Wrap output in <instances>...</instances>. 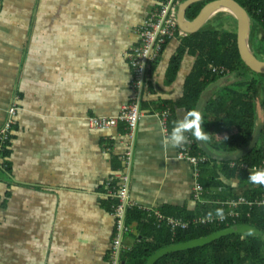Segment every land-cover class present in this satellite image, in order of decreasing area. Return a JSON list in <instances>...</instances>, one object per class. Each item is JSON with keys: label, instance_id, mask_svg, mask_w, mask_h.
I'll return each instance as SVG.
<instances>
[{"label": "crops", "instance_id": "1", "mask_svg": "<svg viewBox=\"0 0 264 264\" xmlns=\"http://www.w3.org/2000/svg\"><path fill=\"white\" fill-rule=\"evenodd\" d=\"M155 6V0H0V128L16 107L1 158L0 264H111L118 199L110 194L124 187L125 217L132 209L197 212L194 168L179 156L194 144L189 131L196 141L195 108L189 122L186 108L172 107L183 96L182 77L169 83L164 55L133 89L126 59ZM229 78L216 87L228 86ZM134 96L140 111L134 130L122 122L91 125L92 117L117 116ZM161 101L171 106L161 110ZM205 102L206 95L199 130L211 150L214 138L201 127ZM140 234L123 233L124 246L130 250Z\"/></svg>", "mask_w": 264, "mask_h": 264}, {"label": "trees", "instance_id": "2", "mask_svg": "<svg viewBox=\"0 0 264 264\" xmlns=\"http://www.w3.org/2000/svg\"><path fill=\"white\" fill-rule=\"evenodd\" d=\"M215 1L219 0H205L191 5L186 10V19L194 20L208 4ZM232 1L243 7L253 21L251 43L256 47L259 41L264 42V0ZM227 17L231 19L232 25L233 23L236 25L235 19ZM220 20L222 19L206 25L194 34H186L183 37L176 35L166 40L157 60L151 66L159 62L164 55H169L166 77L169 83H173L181 75L184 85L183 96L172 103V107L186 108L191 114L187 120L189 122L204 90L222 78L230 77L228 86L215 87L213 91L205 94L201 127L202 133L214 138L210 146L212 151L228 154L246 146L251 140L256 117H262L263 128L257 145L249 154L236 161L224 163L207 156L193 139V131H189L194 141L189 147L190 153L204 158V162L200 163L197 181L203 188L202 197L204 195L209 201L202 203L195 214L182 212L168 214L175 218L188 219L194 215L225 214L228 211L227 206L221 205L218 201L225 202L239 197L249 201L264 199V177L244 168L259 164L263 158L264 75H255L243 63L238 50L236 30L225 31L215 27ZM170 46L173 47L172 51ZM168 106H171L169 101H161L158 108L164 110ZM219 164L221 167L217 166ZM211 165L212 168L208 170ZM220 176L226 180H236L239 184L236 187L228 185ZM219 187H224L225 191L210 194L211 190ZM125 223L133 231L141 233L136 238L135 245L126 250L127 264H146L148 258L162 248L203 238L238 224L251 225L263 235L257 237L249 234L229 235L202 247L168 254L154 264H264V205L252 208L242 205L239 218L229 219L227 225L191 227L179 230L174 235L167 227H157L152 219L146 220L145 214L138 209L127 212Z\"/></svg>", "mask_w": 264, "mask_h": 264}, {"label": "built area", "instance_id": "3", "mask_svg": "<svg viewBox=\"0 0 264 264\" xmlns=\"http://www.w3.org/2000/svg\"><path fill=\"white\" fill-rule=\"evenodd\" d=\"M185 1L186 0H155L156 6L148 16L143 19V22L138 27L136 31L138 37L137 44L129 48L126 53V59L134 74L133 89L140 86L142 75H144L145 71H147L157 60L158 54L161 52L162 46L166 43V40L168 41L176 35L179 37L186 35V33H183L179 29L177 18L178 8ZM137 99L138 98L135 96L132 97L130 104L115 117L90 118L91 125L99 129H106L114 127L122 122L126 124V127L129 130H134L140 117L139 103ZM15 113L16 107L13 106L9 109L7 118L0 128V169L2 167L1 158L6 151L11 137V131L14 126L13 118L15 117ZM262 155L263 158L259 164L253 167L244 166V168L257 172L264 177V149ZM179 156L180 159L186 160L194 168L196 182L193 188V196L197 202L202 204L203 188L198 183L197 178L199 176L200 163L204 162V158L196 157L189 151H183ZM127 192V188L124 187L120 192L110 194L112 199H118V201L112 206L116 232L112 240L111 264H122V251L129 250L124 246L122 241V234L131 231L125 223V210L128 205L126 202ZM218 203L227 206L228 211L225 214L195 215L189 219H183L164 215L158 210L146 209L143 213L145 214L146 220L152 219L157 227H167L174 235L179 230H187L191 227L227 225L226 223H228L229 219L237 220L239 218L240 207L242 205H246L249 208L263 206L264 199L260 201H249L244 197H239L238 199H231L225 202L218 201Z\"/></svg>", "mask_w": 264, "mask_h": 264}, {"label": "water", "instance_id": "4", "mask_svg": "<svg viewBox=\"0 0 264 264\" xmlns=\"http://www.w3.org/2000/svg\"><path fill=\"white\" fill-rule=\"evenodd\" d=\"M205 1V0H186L179 7L178 26L187 34H194L206 26L207 18L214 12L219 10H226L229 13H232V17L236 20V34H237V45L241 60L243 63L250 69L255 75H264V60L259 59L255 56L253 44L251 43V32L253 29V21L251 20L247 11L241 7L238 3L232 0H219L208 4L203 11L192 21L186 19L185 14L188 7L191 5ZM251 46V49H250ZM252 52H251V51ZM220 81L209 85L204 92L202 93L199 101L195 107L194 111V129H195V138L196 142L200 145V149L210 158H213L217 161H236L247 154H249L257 145V142L260 137V133L263 128V120L256 118L254 130L251 136L250 142L242 147L240 150L228 153V154H217L209 150L201 139V133L199 130L200 122V112L204 104V96L210 91L213 87H216ZM257 237L262 236L263 234L254 228L251 225L247 224H238L222 230H219L215 233H212L206 237L194 239L187 241L185 243L171 245L165 248H162L152 254L146 264H154L158 259L162 258L171 253L181 252L197 247H202L208 244L215 242L216 240L226 237L229 235H246Z\"/></svg>", "mask_w": 264, "mask_h": 264}, {"label": "rangeland", "instance_id": "5", "mask_svg": "<svg viewBox=\"0 0 264 264\" xmlns=\"http://www.w3.org/2000/svg\"><path fill=\"white\" fill-rule=\"evenodd\" d=\"M217 19L218 20L219 19H222V20L218 21V23L215 24V27H218L219 29L222 28L225 31H230V30H235L236 29V25L234 23H233V25H232V23H230L231 22V19L229 17H227V16H221V17H219ZM233 27H235V29H232ZM254 28H255V30H257V26H255ZM254 52H255V56L256 57H258L261 60L262 59L264 60V42L263 41H259V43L255 47ZM129 240L130 239L127 238V241L130 243Z\"/></svg>", "mask_w": 264, "mask_h": 264}, {"label": "bare ground", "instance_id": "6", "mask_svg": "<svg viewBox=\"0 0 264 264\" xmlns=\"http://www.w3.org/2000/svg\"><path fill=\"white\" fill-rule=\"evenodd\" d=\"M231 16L232 13H229L228 11L226 10H219L217 12H214L212 13L206 20V25H209L210 23L214 22L217 18L221 17V16ZM250 49H251V46H250ZM252 50V49H251ZM250 50V51H251ZM252 52V51H251Z\"/></svg>", "mask_w": 264, "mask_h": 264}, {"label": "flooded vegetation", "instance_id": "7", "mask_svg": "<svg viewBox=\"0 0 264 264\" xmlns=\"http://www.w3.org/2000/svg\"><path fill=\"white\" fill-rule=\"evenodd\" d=\"M180 29V28H179ZM183 33H186V32H184L182 29H180ZM187 34V33H186ZM253 46V49L255 50V46L254 45H252ZM255 53V52H254ZM263 60V59H262Z\"/></svg>", "mask_w": 264, "mask_h": 264}, {"label": "clouds", "instance_id": "8", "mask_svg": "<svg viewBox=\"0 0 264 264\" xmlns=\"http://www.w3.org/2000/svg\"><path fill=\"white\" fill-rule=\"evenodd\" d=\"M230 17H232V16H230ZM233 18V17H232ZM234 19V18H233ZM189 152H190V149H189ZM195 216V215H194ZM193 217V216H192ZM189 219V218H188ZM234 226V225H233Z\"/></svg>", "mask_w": 264, "mask_h": 264}]
</instances>
